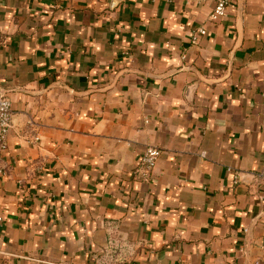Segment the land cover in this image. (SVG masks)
I'll return each mask as SVG.
<instances>
[{"label": "crops", "instance_id": "0c3cea01", "mask_svg": "<svg viewBox=\"0 0 264 264\" xmlns=\"http://www.w3.org/2000/svg\"><path fill=\"white\" fill-rule=\"evenodd\" d=\"M212 7L0 0V264H264V0Z\"/></svg>", "mask_w": 264, "mask_h": 264}, {"label": "built area", "instance_id": "2783aa9c", "mask_svg": "<svg viewBox=\"0 0 264 264\" xmlns=\"http://www.w3.org/2000/svg\"><path fill=\"white\" fill-rule=\"evenodd\" d=\"M123 0H109V9H115ZM213 2L212 10L209 14V19L213 22L219 21L227 14L228 7L236 0H211ZM206 33L204 27H199L191 35V43L196 44L200 36ZM30 124H33L32 122ZM13 125V111L11 101L5 95H0V150L7 147V137ZM161 154V150L154 146L146 147L136 169L138 176L142 179H147L152 173L157 159ZM204 155V152L202 153ZM236 178V176H235ZM3 221V215L0 211V223ZM253 264H259L254 262Z\"/></svg>", "mask_w": 264, "mask_h": 264}]
</instances>
